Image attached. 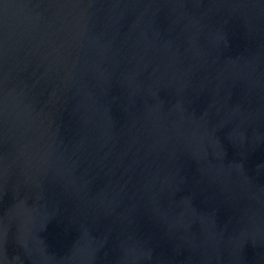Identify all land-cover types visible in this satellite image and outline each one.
Here are the masks:
<instances>
[{"label":"water","instance_id":"obj_1","mask_svg":"<svg viewBox=\"0 0 264 264\" xmlns=\"http://www.w3.org/2000/svg\"><path fill=\"white\" fill-rule=\"evenodd\" d=\"M0 264H264V0H0Z\"/></svg>","mask_w":264,"mask_h":264}]
</instances>
